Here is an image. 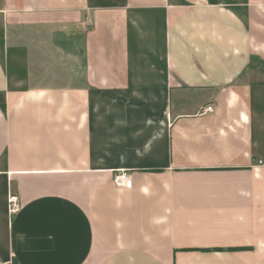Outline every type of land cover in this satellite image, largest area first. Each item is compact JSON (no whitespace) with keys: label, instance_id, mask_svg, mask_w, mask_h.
Masks as SVG:
<instances>
[{"label":"crops","instance_id":"obj_1","mask_svg":"<svg viewBox=\"0 0 264 264\" xmlns=\"http://www.w3.org/2000/svg\"><path fill=\"white\" fill-rule=\"evenodd\" d=\"M0 264H264V0H0Z\"/></svg>","mask_w":264,"mask_h":264},{"label":"built area","instance_id":"obj_2","mask_svg":"<svg viewBox=\"0 0 264 264\" xmlns=\"http://www.w3.org/2000/svg\"><path fill=\"white\" fill-rule=\"evenodd\" d=\"M85 24L89 25V21H86ZM204 112L211 113L212 108L206 107ZM112 183L116 188L129 189L132 186L131 175L125 170H120L113 175ZM6 204L7 214L9 217L15 216L21 209L20 200L15 194H9L7 196Z\"/></svg>","mask_w":264,"mask_h":264}]
</instances>
